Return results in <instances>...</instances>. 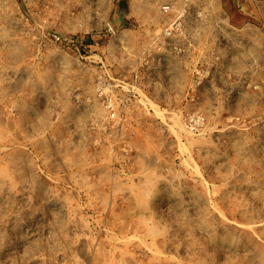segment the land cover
I'll use <instances>...</instances> for the list:
<instances>
[{
	"label": "rangeland",
	"instance_id": "obj_1",
	"mask_svg": "<svg viewBox=\"0 0 264 264\" xmlns=\"http://www.w3.org/2000/svg\"><path fill=\"white\" fill-rule=\"evenodd\" d=\"M130 1L0 0V264H264V0Z\"/></svg>",
	"mask_w": 264,
	"mask_h": 264
},
{
	"label": "built area",
	"instance_id": "obj_2",
	"mask_svg": "<svg viewBox=\"0 0 264 264\" xmlns=\"http://www.w3.org/2000/svg\"><path fill=\"white\" fill-rule=\"evenodd\" d=\"M162 10L163 12L168 13L169 11H171V5L170 4L163 5ZM181 30H182L181 20L180 18H176L170 23L168 27H166L164 33L166 36H171L181 32ZM188 122L192 129L199 130L204 123L203 115L200 113H192L188 118Z\"/></svg>",
	"mask_w": 264,
	"mask_h": 264
},
{
	"label": "crops",
	"instance_id": "obj_3",
	"mask_svg": "<svg viewBox=\"0 0 264 264\" xmlns=\"http://www.w3.org/2000/svg\"><path fill=\"white\" fill-rule=\"evenodd\" d=\"M169 1H172V0H169ZM169 1H168V0H166V2H165V3H169ZM174 1H176V0H174ZM165 3H164V4H165ZM130 4H133V0H131V1H130Z\"/></svg>",
	"mask_w": 264,
	"mask_h": 264
}]
</instances>
